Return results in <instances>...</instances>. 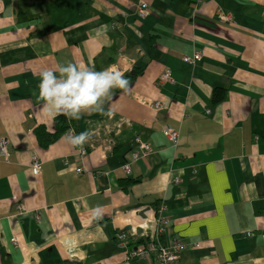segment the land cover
Returning a JSON list of instances; mask_svg holds the SVG:
<instances>
[{
  "label": "crops",
  "instance_id": "1",
  "mask_svg": "<svg viewBox=\"0 0 264 264\" xmlns=\"http://www.w3.org/2000/svg\"><path fill=\"white\" fill-rule=\"evenodd\" d=\"M194 2L0 0V139L10 151L0 153V264H155L129 259L115 231L131 225L135 248L154 241L160 207L171 221L161 242L189 247L178 264H264V0ZM196 53L201 61L184 62ZM69 62L115 66L129 80L105 104L111 118L41 112L40 73ZM215 88L225 90L218 105ZM56 119L93 132L86 157L61 138L39 146L35 129L53 133ZM167 127L179 132L176 148ZM138 137L150 152L126 174ZM127 178L140 181L123 191Z\"/></svg>",
  "mask_w": 264,
  "mask_h": 264
},
{
  "label": "clouds",
  "instance_id": "2",
  "mask_svg": "<svg viewBox=\"0 0 264 264\" xmlns=\"http://www.w3.org/2000/svg\"><path fill=\"white\" fill-rule=\"evenodd\" d=\"M129 87V80L115 66L94 70L69 62L40 73L37 101L42 102L41 112L50 118L64 115L68 120L79 121L85 113L111 118L113 112L110 109L105 111L106 102L112 98L114 89L127 92ZM92 136L91 130L76 134L70 128L61 139L73 148L83 150ZM31 170L38 172L39 165H33ZM102 214L100 206L92 210L95 219H101Z\"/></svg>",
  "mask_w": 264,
  "mask_h": 264
},
{
  "label": "built area",
  "instance_id": "3",
  "mask_svg": "<svg viewBox=\"0 0 264 264\" xmlns=\"http://www.w3.org/2000/svg\"><path fill=\"white\" fill-rule=\"evenodd\" d=\"M204 0H196V3H202ZM151 8L150 4L146 1H143L139 7V15L142 18L147 17L150 15ZM220 19L223 21H230L231 19L224 15L223 13H220L219 15ZM202 54L196 53L193 56L185 55L183 60L188 65H195L197 62L201 61ZM161 80L163 81H171V73L169 70H166L162 76ZM144 103L147 102L148 99H143ZM153 108L156 110H163L164 106L161 104V102H156L153 105ZM164 135L167 137L169 142L171 143L173 148H176L179 144V132L172 128H165L163 130ZM137 143L139 144L138 150L133 151L130 154V157L127 159L125 165H124V171L126 174L131 173V163L133 161H138L142 157H145L149 152V145L145 142H143L140 138H137ZM0 153L1 155L6 159L9 160L10 158V151H9V142L6 138L0 139ZM81 154L83 157H86L88 155L87 150L83 149L81 151ZM42 161L39 156H33L32 163H31V169L33 165H39L40 170L38 172H32L34 177H38L42 173ZM66 166L70 167V163L66 161ZM75 173L80 174L84 172V168H82V165H79V167L74 168ZM178 182V180L176 181ZM19 210L22 211L23 207L22 205L19 206ZM21 213V212H20ZM157 230H156V238L154 241L145 244L143 246H137L133 250L130 249V244L134 241L133 236L130 234V232H122L119 230V232L116 234V241L119 248L123 249L125 253L128 255L129 259H142V260H148V261H154L155 264H178V261L180 259L181 254L186 250L187 245L183 242V240L179 237H170L168 245H164L161 242V235H163L166 232V229L170 227L171 221L163 215V209H161L159 212H157ZM39 219V217H36ZM247 236H252L251 233H247ZM13 242L16 243V240L13 239Z\"/></svg>",
  "mask_w": 264,
  "mask_h": 264
},
{
  "label": "trees",
  "instance_id": "4",
  "mask_svg": "<svg viewBox=\"0 0 264 264\" xmlns=\"http://www.w3.org/2000/svg\"><path fill=\"white\" fill-rule=\"evenodd\" d=\"M204 1H207V0H204ZM202 3H199V4H202ZM194 4L195 5H199L198 3H196V0H195ZM224 91L225 90L223 88H215V89H213V93H212V103L214 105H218V104H220L224 100ZM158 102H160V101H158ZM54 124H55V131H53V133L50 132L45 126H39L38 128L35 129V132L34 133H35V136L37 138L38 144H39V146L41 148H47L51 144H53L56 141H58L62 137V135L69 129V127L68 126L66 127V125L60 126V123H59V120L58 119L55 120V123ZM164 137L167 139V137L165 135H164ZM138 138H140V137H138ZM136 140H137V138L135 139V143H136V150H138L139 144L137 143ZM142 141L145 142L144 140H142ZM167 141L169 142L168 139H167ZM179 141H180V138H179ZM169 144L171 145L170 142H169ZM171 147H172V145H171ZM149 152H150V150H149ZM133 162H135V161H133ZM177 180H178L177 183H180L181 182L180 179H177ZM139 181L140 180H137V179H128L127 178V179L121 180L120 185H121V188L123 189V191H128L133 184H135V183H137ZM161 209H163V212L166 210L165 207H160L157 210V212H159ZM158 216H159V214L157 215V217ZM120 231H122V232H128L125 229L124 230H120ZM115 232L118 233L119 231H115ZM130 234H131V232H130ZM188 248L189 247L187 246L186 250ZM192 248H197V245H192Z\"/></svg>",
  "mask_w": 264,
  "mask_h": 264
},
{
  "label": "water",
  "instance_id": "5",
  "mask_svg": "<svg viewBox=\"0 0 264 264\" xmlns=\"http://www.w3.org/2000/svg\"><path fill=\"white\" fill-rule=\"evenodd\" d=\"M150 210V208H145V209H142L141 211H140V215H142L143 217H145V212H147V211H149ZM134 228L131 226V225H129V226H127L126 228H125V230L126 231H128V232H130V231H132ZM135 233L137 234V235H140L141 233L143 234V229L142 228H136L135 229ZM131 245V244H130Z\"/></svg>",
  "mask_w": 264,
  "mask_h": 264
},
{
  "label": "rangeland",
  "instance_id": "6",
  "mask_svg": "<svg viewBox=\"0 0 264 264\" xmlns=\"http://www.w3.org/2000/svg\"><path fill=\"white\" fill-rule=\"evenodd\" d=\"M134 248H135V247H134V244L131 243V245H130V249L133 250Z\"/></svg>",
  "mask_w": 264,
  "mask_h": 264
}]
</instances>
